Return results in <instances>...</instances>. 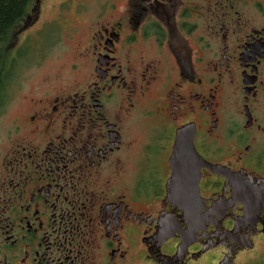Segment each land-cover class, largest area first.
Listing matches in <instances>:
<instances>
[{
  "label": "flooded vegetation",
  "instance_id": "flooded-vegetation-1",
  "mask_svg": "<svg viewBox=\"0 0 264 264\" xmlns=\"http://www.w3.org/2000/svg\"><path fill=\"white\" fill-rule=\"evenodd\" d=\"M43 1L5 48L0 264H264V0Z\"/></svg>",
  "mask_w": 264,
  "mask_h": 264
},
{
  "label": "trees",
  "instance_id": "trees-1",
  "mask_svg": "<svg viewBox=\"0 0 264 264\" xmlns=\"http://www.w3.org/2000/svg\"><path fill=\"white\" fill-rule=\"evenodd\" d=\"M32 0H0V99L5 89L4 64L7 47L13 30L25 18Z\"/></svg>",
  "mask_w": 264,
  "mask_h": 264
},
{
  "label": "water",
  "instance_id": "water-1",
  "mask_svg": "<svg viewBox=\"0 0 264 264\" xmlns=\"http://www.w3.org/2000/svg\"><path fill=\"white\" fill-rule=\"evenodd\" d=\"M180 138H181V135H179L176 140V145L174 149V152H175L174 159L175 160H177L178 158V147H179V144H181L178 140H180ZM181 169L182 167H178V168L175 167L173 169V175L170 180V185L174 186L175 191H171V195L175 198L176 201H184V203L182 202L184 205L182 209L188 215V217H190V219L193 220L195 218V215H194L195 211L192 209L191 205L188 206L187 204H189V201L191 199L197 196L198 174L195 180L193 181V177H192V181H191V176L187 175V172H185L184 183H183V182H180L181 178H183V175H179V173H181L179 170ZM179 186H181V189L179 188ZM187 244L188 243L186 242L184 245H182L180 252H182L185 249V247H187Z\"/></svg>",
  "mask_w": 264,
  "mask_h": 264
},
{
  "label": "rangeland",
  "instance_id": "rangeland-1",
  "mask_svg": "<svg viewBox=\"0 0 264 264\" xmlns=\"http://www.w3.org/2000/svg\"><path fill=\"white\" fill-rule=\"evenodd\" d=\"M62 1H64V0H45L42 3V10H43V19H46L47 21H51V20L56 21V20L60 19L59 24L62 26V28L65 29V28H69L70 26L75 25V23L69 21V19L72 20L71 16L75 10V5H72L67 12L63 13V17L61 19L59 17V15H61V13L59 12L57 5ZM34 3H35V0H32L30 8H28L29 10H31ZM83 3L86 5V8L95 9L96 0H84ZM20 25L21 24L16 26V28L13 30V32L10 36V40H9L10 44L11 43L14 44L13 42L16 40L17 32H19ZM66 45H69V43H66ZM6 53H7L6 55L9 56L8 52H6ZM3 132H4V124L0 123V138L3 135Z\"/></svg>",
  "mask_w": 264,
  "mask_h": 264
}]
</instances>
